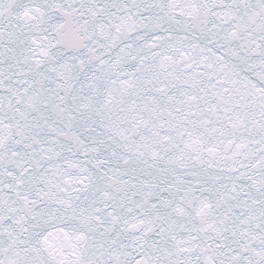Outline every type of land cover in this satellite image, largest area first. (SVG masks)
<instances>
[{"label": "snow or ice", "instance_id": "snow-or-ice-1", "mask_svg": "<svg viewBox=\"0 0 264 264\" xmlns=\"http://www.w3.org/2000/svg\"><path fill=\"white\" fill-rule=\"evenodd\" d=\"M0 264H264V0H0Z\"/></svg>", "mask_w": 264, "mask_h": 264}]
</instances>
